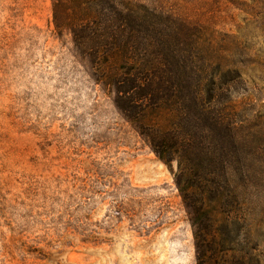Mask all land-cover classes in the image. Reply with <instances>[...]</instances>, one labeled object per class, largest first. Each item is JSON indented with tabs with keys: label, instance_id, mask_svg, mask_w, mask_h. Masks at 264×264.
Segmentation results:
<instances>
[{
	"label": "rangeland",
	"instance_id": "obj_1",
	"mask_svg": "<svg viewBox=\"0 0 264 264\" xmlns=\"http://www.w3.org/2000/svg\"><path fill=\"white\" fill-rule=\"evenodd\" d=\"M138 1L197 20L239 70V249L264 264V0ZM0 264H195L172 175L56 33L51 0H0Z\"/></svg>",
	"mask_w": 264,
	"mask_h": 264
},
{
	"label": "trees",
	"instance_id": "obj_2",
	"mask_svg": "<svg viewBox=\"0 0 264 264\" xmlns=\"http://www.w3.org/2000/svg\"><path fill=\"white\" fill-rule=\"evenodd\" d=\"M51 14L56 33H70L94 80L172 175L195 264H246L238 189L251 177L232 99L239 70L177 10L138 0H51Z\"/></svg>",
	"mask_w": 264,
	"mask_h": 264
}]
</instances>
